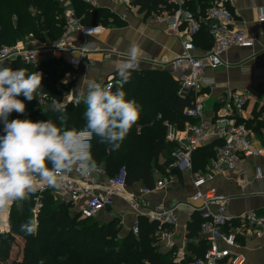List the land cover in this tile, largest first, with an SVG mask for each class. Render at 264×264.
<instances>
[{
    "label": "built area",
    "instance_id": "built-area-1",
    "mask_svg": "<svg viewBox=\"0 0 264 264\" xmlns=\"http://www.w3.org/2000/svg\"><path fill=\"white\" fill-rule=\"evenodd\" d=\"M72 0H59L65 9V26L63 34L56 40L30 37L21 39L8 45H0V66L9 60L20 59L24 63L35 68H40L42 63L49 58L61 59L69 65L70 72L63 77L62 82L76 78V71L80 65L88 60L92 52H104L108 55H116L119 59H125V53L114 50H105L99 43L88 36L97 35L103 31L101 24L84 23L78 15L76 8L71 4ZM177 6L168 14L160 15L161 22L166 23L167 31L171 35L182 36L181 26L186 23L188 29L183 37V51L172 58L167 64L174 72H178L177 93L182 98L190 97L192 105L184 109V115L197 119L196 122H187L185 130L176 127L168 121L167 139L176 143L171 152V168L183 172H189L193 176L195 192L193 200L203 202V220L200 233L208 241V248L200 257L185 259L182 264H245L246 256L238 250L239 236L249 231L257 236L264 233V212L249 211L238 218L234 224L232 217L225 213L226 197L216 187H205L206 183L214 178L215 173L234 172L238 178L244 180L242 161L245 156H264V144L255 146L250 136V130L243 122H238L233 117L235 111L241 112L247 95L239 91H228L227 96L234 104V112L219 113L213 119L204 117L205 103L199 94L201 89L210 84L205 71L207 68H217L224 64L223 55L232 47H248L253 45L254 38L245 28L233 25L234 13L226 4V0H214L206 8L204 14L198 15L187 6L188 0H173ZM258 20L264 22V6L258 8ZM206 28L213 42L211 47L202 55L194 52L196 45L194 36ZM91 31V34H89ZM80 33L85 39L77 42L75 35ZM115 62V60H113ZM117 61V60H116ZM140 67V63L136 69ZM120 77L116 71L107 75L102 81L103 86H110L115 92L120 87ZM123 84V88L124 89ZM124 91V90H123ZM40 104L43 107L54 108L59 106L65 110L68 102L77 103L81 98L78 95L67 96L57 104L55 97L47 93H40ZM161 116V115H159ZM84 128L75 132H80ZM223 138L224 143L217 147L216 157L204 171L194 170V151L213 138ZM94 134L89 138L90 151L92 153ZM105 170L97 165V171L88 175H81L75 169L64 176L62 187L53 189L46 184H41L36 197L35 213L42 206L40 195L45 191H51L55 196L71 202L83 217H95L106 207L114 203L116 195H125L133 207L138 205L133 192L127 191L126 169L120 168L116 175L110 177L106 184H99L95 175ZM255 175L262 176V168L257 165ZM166 182L160 179L152 188L144 187L142 192H150L164 187ZM205 187V188H204ZM217 206L216 210H210L209 205ZM12 204L3 212H0V230L5 231L4 223L10 224ZM148 218L161 226H169L178 223L179 217L174 209L156 207L148 212ZM131 231L139 234L141 231L140 220L136 219ZM162 236L169 234L168 228L159 231ZM145 264H154L147 261Z\"/></svg>",
    "mask_w": 264,
    "mask_h": 264
},
{
    "label": "trees",
    "instance_id": "trees-1",
    "mask_svg": "<svg viewBox=\"0 0 264 264\" xmlns=\"http://www.w3.org/2000/svg\"><path fill=\"white\" fill-rule=\"evenodd\" d=\"M73 2L84 23L106 24L111 16L107 9L94 7L84 0ZM153 2L158 4L160 0ZM64 26L65 12L59 0H0V45H11L32 36L56 40L63 34ZM2 66L23 68L29 74L36 71L42 73V86L35 94V98L27 101L23 95L18 97L26 105L25 113L19 114L14 111L10 114L9 120L17 118L33 121L51 120L60 126L58 120L60 111L43 107L39 95L47 93L55 97L57 104H60L64 99V90H69V84L62 82L70 70L69 65L61 59L49 58L40 68L26 64L20 59L9 60ZM169 78L165 72L152 75L132 71L131 78L123 89L127 100L136 101L135 85L146 82L138 98L142 103L139 105L138 121L132 126L117 151H111L109 144L102 143L100 138L94 135L91 154L97 165L101 166L109 177H113L124 167L127 185L142 181L146 187L152 188L156 183V168L166 173L170 172L171 152L176 144L167 141L165 122L183 127L188 120L193 122L192 119L195 118L184 115V109L192 105V99L180 97L177 93L178 82H173ZM166 83L169 85L168 89ZM161 89L164 90L163 93ZM147 101L150 102L146 103ZM153 101L154 103H151ZM84 111L82 99L77 103L68 102L64 110L67 122L63 127L73 131L85 128ZM241 120L243 119H238L240 122ZM3 134V124L0 123V135ZM223 143L224 141L220 140L199 146L194 151V161L206 165L212 157H216L217 148L214 150V144L220 146ZM161 154H166L163 163L159 162ZM37 196L38 193L35 192L28 199L12 204L9 220L11 230L0 233L1 260L8 258L15 235L19 234L23 238L22 249L19 252L21 258L13 259L11 264H39L40 260H44V264H145L147 261L154 264H175L169 253L159 251L158 236L161 227L155 223H148L143 218L140 221L139 234L132 231L124 233L118 219L104 222L96 216L83 217L80 213L74 214L72 203L56 199L51 191H45L40 195L42 206L35 213ZM29 219L37 222V230L32 235L20 231V225Z\"/></svg>",
    "mask_w": 264,
    "mask_h": 264
},
{
    "label": "crops",
    "instance_id": "crops-1",
    "mask_svg": "<svg viewBox=\"0 0 264 264\" xmlns=\"http://www.w3.org/2000/svg\"><path fill=\"white\" fill-rule=\"evenodd\" d=\"M84 1L94 7L105 8L111 13L106 24L96 23L103 26V31L97 35L88 36V38L97 41L105 50H114L120 53H126L130 42L136 41L143 48L145 54L140 61V67L133 71L152 75L165 72L171 81H177L179 73L174 72L167 63L183 51L182 39L187 35L188 26L186 23L181 26L182 36L171 35L167 31L166 23L161 22L158 18L160 15L173 11L177 6L173 0H160L158 4L153 0L142 2L139 0ZM213 1L188 0L187 6L200 15L205 13L206 8ZM71 4L74 6L73 0ZM226 4L234 13L233 25L245 28L254 38V43L248 47L230 48L223 55V65L206 69L205 76L212 81L199 93L205 103L204 117L210 120L219 113L234 112V104L227 96L228 91L235 90L246 94L247 99L242 111H235L233 117L237 121L239 118L244 120L241 122L245 123L250 130L253 144L259 146L264 144V22L258 20V8L264 6V0H226ZM75 38L77 42H80L85 39V36L76 33ZM194 42L196 45L194 52L202 55L210 48L213 39L208 30L203 29L194 36ZM116 60L122 59L104 52L90 53L88 60L83 62L76 71V78L65 82L69 84V90H64L63 100L66 101L67 96L78 94L86 76L101 82L107 75L116 71L114 68ZM145 85L146 82L135 85L138 105L142 104L138 98ZM165 86L167 89L169 88L167 83ZM161 92L163 93L164 90L161 89ZM148 102L150 101L146 103ZM155 105L157 104L155 103ZM192 120L193 122L197 121V119ZM187 122L192 121L188 120ZM186 123L183 127L175 125L177 128L185 130ZM220 140L222 141L223 138H213L203 145L213 144ZM167 141L169 140L167 139ZM218 146L214 144V150ZM214 158L212 157L206 165L197 163L193 158L194 170H206ZM165 160L166 154H161L159 162L163 163ZM257 165L262 168L260 177L255 175ZM242 167L244 180L238 178L234 172L215 173L214 178L205 185V187H216L226 197L225 213L232 217L234 224L238 223V218L243 213L264 212V156H245ZM109 178L105 171L95 175L96 181L101 185L106 184ZM155 178L156 182L163 179L166 182L165 186L150 192H142L141 190L146 187L142 181L128 185L127 191L133 192L138 202L136 207L132 206L127 196L116 195L114 203L98 214L102 213L107 218L106 221L118 219L122 225V231L128 233L136 219L141 221L144 218L148 223L152 222L148 218L150 210L156 207L174 209L179 217L178 223L161 226V229L168 228L169 234L167 236L159 234V251L164 254L169 253L175 264H182L185 259L203 255L208 248V241L200 233L203 220L200 208H204L201 200L192 198L196 190L192 174L176 168H171L169 173L156 168ZM208 208L216 210L217 206L211 204ZM152 223L160 226L156 222ZM4 229L5 231L10 229L9 222L4 223ZM237 248L245 254V264H264V233L257 236L254 232L249 231L240 235Z\"/></svg>",
    "mask_w": 264,
    "mask_h": 264
},
{
    "label": "clouds",
    "instance_id": "clouds-1",
    "mask_svg": "<svg viewBox=\"0 0 264 264\" xmlns=\"http://www.w3.org/2000/svg\"><path fill=\"white\" fill-rule=\"evenodd\" d=\"M144 54L136 41L130 42L125 59L114 65L120 77V87L115 92L95 79L87 76L83 79L76 94L85 105L86 126L80 132L63 127L67 116L59 106H54V110L61 113L60 126L51 120H9L14 111L25 113L26 105L18 97L23 95L27 101H32L42 86V73L29 74L23 68L0 66V123L4 133L0 135V212L17 201L28 199L41 184L60 189L65 174L74 169L81 175L97 171L89 143L93 134L102 143L109 144L111 151L119 150L140 115L136 101L125 98L123 84L130 80ZM36 230L34 219L20 225V231L27 235ZM39 264H44V260Z\"/></svg>",
    "mask_w": 264,
    "mask_h": 264
},
{
    "label": "rangeland",
    "instance_id": "rangeland-1",
    "mask_svg": "<svg viewBox=\"0 0 264 264\" xmlns=\"http://www.w3.org/2000/svg\"><path fill=\"white\" fill-rule=\"evenodd\" d=\"M56 199H59V200H62L60 197L56 196ZM72 211L74 214L76 213H79L77 212L76 208L73 206L72 208ZM97 219L101 220V221H104L106 222L107 218L105 216L102 215V213L98 214L96 216ZM11 230V227L8 231ZM8 231H1L0 230V233H3V232H8ZM22 244H23V238L22 236H20L19 234H16L15 235V239L14 241L12 242L11 244V249H10V253L8 255V258L4 259V260H1L0 259V264H11L13 259H19L21 258V254L19 253L22 249Z\"/></svg>",
    "mask_w": 264,
    "mask_h": 264
}]
</instances>
